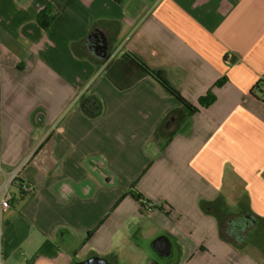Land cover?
Instances as JSON below:
<instances>
[{
  "label": "crops",
  "instance_id": "obj_1",
  "mask_svg": "<svg viewBox=\"0 0 264 264\" xmlns=\"http://www.w3.org/2000/svg\"><path fill=\"white\" fill-rule=\"evenodd\" d=\"M261 85L264 0H0V264H264Z\"/></svg>",
  "mask_w": 264,
  "mask_h": 264
},
{
  "label": "trees",
  "instance_id": "obj_2",
  "mask_svg": "<svg viewBox=\"0 0 264 264\" xmlns=\"http://www.w3.org/2000/svg\"><path fill=\"white\" fill-rule=\"evenodd\" d=\"M117 2L119 0H116ZM57 14L53 10V7L51 5H46L43 9H41L37 15V25L42 31L47 30L53 21L55 20ZM123 55L132 60L137 66L151 79L156 81L157 84H159L169 95L172 97H175V99L181 103V105L189 112L194 113L197 111V107L187 102L177 90H175L165 79L164 75L160 71L153 70L149 67H147L140 59L132 55L131 53L124 51ZM225 78H222L218 80L215 83V87H221L223 83L225 82ZM258 88V87H257ZM262 95H264V92L260 91ZM215 100V96L212 93V91H208L204 97H201L198 99V106L202 108H206L209 105H211ZM80 106L83 110V112L90 117H97L101 113V103L99 99L92 97V96H82L79 100ZM13 186L18 189V191L21 193L22 196L28 195L30 192H26L24 189V182L20 178H16V180L13 182ZM127 194L129 197H131L133 200H135L137 203H139L141 210H144L145 207L148 206L147 200L145 201L142 195L134 188V185L132 184L129 186V189L127 191ZM142 201L145 202L142 203Z\"/></svg>",
  "mask_w": 264,
  "mask_h": 264
},
{
  "label": "built area",
  "instance_id": "obj_3",
  "mask_svg": "<svg viewBox=\"0 0 264 264\" xmlns=\"http://www.w3.org/2000/svg\"><path fill=\"white\" fill-rule=\"evenodd\" d=\"M260 89L262 92H264V85H261ZM262 98H264V96H262ZM32 155H33V152H31L30 154L28 153V155L26 157H24V159L21 161V163L19 165H17V167L14 170L12 169V171L9 173L8 179L4 182V184H3L4 191L0 195V215L4 210L9 208V205L11 203L10 200L12 198L11 193L9 192V189L11 186H13V182L18 177L21 169H23L22 167L31 158ZM24 189L26 192H31V190H32L30 185H25ZM142 203L145 204L144 201H142Z\"/></svg>",
  "mask_w": 264,
  "mask_h": 264
},
{
  "label": "water",
  "instance_id": "obj_4",
  "mask_svg": "<svg viewBox=\"0 0 264 264\" xmlns=\"http://www.w3.org/2000/svg\"><path fill=\"white\" fill-rule=\"evenodd\" d=\"M92 37V36H91ZM94 41L97 42V39L93 36L92 37ZM153 249L163 258L169 256L170 253V243L168 239L164 236L157 237L153 243H152ZM75 264H108V262L105 259L99 258V257H90L86 260H83L81 262L75 263Z\"/></svg>",
  "mask_w": 264,
  "mask_h": 264
},
{
  "label": "flooded vegetation",
  "instance_id": "obj_5",
  "mask_svg": "<svg viewBox=\"0 0 264 264\" xmlns=\"http://www.w3.org/2000/svg\"><path fill=\"white\" fill-rule=\"evenodd\" d=\"M233 226H234L233 224H231V227L229 226L230 230H233L234 229ZM235 228L238 229L239 228V225H235ZM237 232H238V230H237Z\"/></svg>",
  "mask_w": 264,
  "mask_h": 264
},
{
  "label": "rangeland",
  "instance_id": "obj_6",
  "mask_svg": "<svg viewBox=\"0 0 264 264\" xmlns=\"http://www.w3.org/2000/svg\"><path fill=\"white\" fill-rule=\"evenodd\" d=\"M241 220H242V219H238V218L235 219V221H236V222H239V223H241Z\"/></svg>",
  "mask_w": 264,
  "mask_h": 264
}]
</instances>
